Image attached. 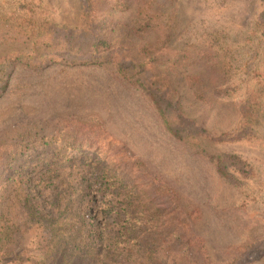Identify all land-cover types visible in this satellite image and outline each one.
<instances>
[{
  "label": "rangeland",
  "instance_id": "1",
  "mask_svg": "<svg viewBox=\"0 0 264 264\" xmlns=\"http://www.w3.org/2000/svg\"><path fill=\"white\" fill-rule=\"evenodd\" d=\"M142 4L169 41L138 29ZM147 44L162 53L142 57ZM152 67L149 82L167 80L212 134L202 147L238 155L245 173L226 178L166 130L144 88ZM126 172L163 219L204 239L210 264H264V0H0V264L67 248L81 189L90 222L109 199L97 176Z\"/></svg>",
  "mask_w": 264,
  "mask_h": 264
},
{
  "label": "trees",
  "instance_id": "2",
  "mask_svg": "<svg viewBox=\"0 0 264 264\" xmlns=\"http://www.w3.org/2000/svg\"><path fill=\"white\" fill-rule=\"evenodd\" d=\"M158 16L159 10H154L152 4H142L138 10V29L154 32L158 42L164 44L169 41L172 30L169 24L159 21ZM93 40L109 45V42L106 40L103 42L102 38L98 40L95 37ZM162 50L163 47L160 45L147 44L141 48L140 53L142 57L150 58L154 52L159 54ZM134 63L137 68H150L146 60ZM116 65L121 70L123 62L119 61ZM152 72L153 67L150 72L152 75L149 74L146 79L142 78L144 88L166 130L174 138L189 146L196 156H201L203 160L212 164L215 170L226 178L231 177L228 167L245 173L244 162L238 155L214 154L202 147V137L214 140L212 134L182 112L178 103L172 99L167 80L166 85L161 84L160 87H155L154 80L149 82L150 78H157ZM73 174L78 175L80 177L78 181L82 182L90 172L79 167ZM97 177L109 199L102 201L98 205L99 213L94 215L90 222H86L83 213L88 209L93 197H89L90 186L83 187L75 200L80 206L78 209L73 208L72 216L80 220L79 227L69 232L65 241L68 247L58 246L55 255L52 254L48 261L44 260V264L80 262L89 264L93 259L100 262V256L103 257L105 264H210L204 239L196 235L191 228L188 230L182 227L183 222L180 220L176 222L171 220L168 223L163 219L165 210L154 207L150 189L146 191L132 185L129 172L122 178L115 175L112 179L107 173ZM39 208L40 203L35 206V212H39ZM101 224L109 231H102ZM184 224L188 227V223ZM74 225L75 223L72 227ZM57 232L58 235L66 234L62 229H57ZM95 242L98 243L97 246ZM176 244L180 248H176L174 246ZM94 246L98 248L96 251Z\"/></svg>",
  "mask_w": 264,
  "mask_h": 264
}]
</instances>
